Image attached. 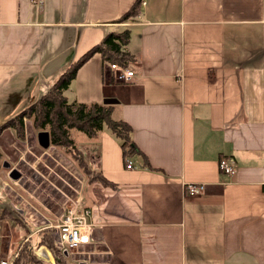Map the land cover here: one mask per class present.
<instances>
[{"label": "crops", "instance_id": "0c3cea01", "mask_svg": "<svg viewBox=\"0 0 264 264\" xmlns=\"http://www.w3.org/2000/svg\"><path fill=\"white\" fill-rule=\"evenodd\" d=\"M135 1L0 0V126L109 33L130 31L132 81L96 54L66 91L77 104L115 99L142 153L125 161L107 129L84 145L115 184L86 188L87 264H264V0H143L118 23ZM8 145H19L10 129L7 157ZM190 183L206 191L190 197ZM27 214L22 230L4 221L12 243L39 241Z\"/></svg>", "mask_w": 264, "mask_h": 264}, {"label": "trees", "instance_id": "16d2710c", "mask_svg": "<svg viewBox=\"0 0 264 264\" xmlns=\"http://www.w3.org/2000/svg\"><path fill=\"white\" fill-rule=\"evenodd\" d=\"M143 0H136L131 8L124 13L118 23H125L136 19L141 10ZM131 33L111 32L104 40L84 54L69 69L64 71L58 81L40 99L10 118L0 126V136L6 129L15 133L19 141L25 138V118L32 120L33 129L37 132H48L51 147L60 149L67 157L77 164L85 178L93 179V183L104 187H114L115 184L107 180L102 173L93 172L88 165L84 148H81L72 138L71 131L75 130L85 134L90 139H96L100 133L107 129L110 134L120 141L123 156L126 161L129 157L142 155L131 140V126L124 121L113 118L114 106L103 104H77L71 103L66 91L77 76L79 69L94 55L99 54L103 63L128 69L134 60L133 56L125 51L130 41ZM0 150V169L2 168ZM95 181V182H94ZM50 231L38 234L39 241L36 246L31 239L20 245L21 250L13 264H52L40 260L33 253V248L45 247L55 259L54 264H71L69 254L55 248Z\"/></svg>", "mask_w": 264, "mask_h": 264}, {"label": "rangeland", "instance_id": "374dc122", "mask_svg": "<svg viewBox=\"0 0 264 264\" xmlns=\"http://www.w3.org/2000/svg\"><path fill=\"white\" fill-rule=\"evenodd\" d=\"M123 26L118 25L117 28ZM24 121V141H19L15 136L19 145L7 146L9 158L0 148L3 153L2 168L0 169V194H2L0 207H6L5 209L0 208V254L4 261H8L10 258L11 264L15 261L12 257H18L21 250L20 245H23L26 240H22L19 244L12 243L9 240L11 234L8 232L7 226L3 228V225H6L4 221L13 223L14 228L18 227L22 230L25 226L23 215L28 213L27 216L35 227L33 232L37 231L36 234H40L42 231L52 230L51 235L55 237L54 226L60 224L69 215V210L76 206L79 198H82L81 202H84L87 192H89V189L86 190V188L96 184L93 183V179L85 178L77 164L60 149L41 147L39 134L43 132L33 129L32 120L25 118ZM71 135L75 142L84 148L89 168L94 173L99 172L93 169L89 161V154L84 146L91 139L75 130L71 131ZM14 171L20 174V178L13 179L11 177V173ZM37 243L38 238H33L32 244L36 246ZM91 243L80 245L72 253L67 252L69 262L71 264H87L86 261H92L93 256L86 247ZM50 262L52 263V261Z\"/></svg>", "mask_w": 264, "mask_h": 264}, {"label": "built area", "instance_id": "2783aa9c", "mask_svg": "<svg viewBox=\"0 0 264 264\" xmlns=\"http://www.w3.org/2000/svg\"><path fill=\"white\" fill-rule=\"evenodd\" d=\"M35 2L42 3L43 0H35ZM115 68L116 66H114V69ZM116 71L117 78L124 83H129L135 76L132 69H121L117 67ZM127 168H134L133 163L130 160H127ZM220 170L223 174L233 176L235 175L237 168L232 159L223 158L220 160ZM185 189L188 196L195 197L206 191V185L190 183L185 186ZM81 199L82 198H79L76 206L69 210V215L61 221L60 224L54 226L55 231L53 234H55V237L54 235H51V237L55 242L54 246L58 250L72 253L75 249L79 248L80 245L90 243V234L93 226L89 224V219L91 218L92 212L89 209L81 207ZM33 249L35 256L40 260L48 262L40 255L42 247ZM12 258L16 259L17 257L15 258L14 256ZM0 264H11L10 258L8 261H4L2 257H0Z\"/></svg>", "mask_w": 264, "mask_h": 264}, {"label": "water", "instance_id": "95a60500", "mask_svg": "<svg viewBox=\"0 0 264 264\" xmlns=\"http://www.w3.org/2000/svg\"><path fill=\"white\" fill-rule=\"evenodd\" d=\"M105 105L111 106L117 104V101L115 99H106L104 102ZM39 144L41 147L48 149L51 147L50 143V136L48 132H43L39 134ZM11 177L13 179H18L20 178V174H18L16 171L11 173Z\"/></svg>", "mask_w": 264, "mask_h": 264}, {"label": "bare ground", "instance_id": "6f19581e", "mask_svg": "<svg viewBox=\"0 0 264 264\" xmlns=\"http://www.w3.org/2000/svg\"><path fill=\"white\" fill-rule=\"evenodd\" d=\"M40 255L45 259L47 260L48 262L52 261L53 258L52 256L50 255V253L45 249V248H42L41 251H40Z\"/></svg>", "mask_w": 264, "mask_h": 264}]
</instances>
